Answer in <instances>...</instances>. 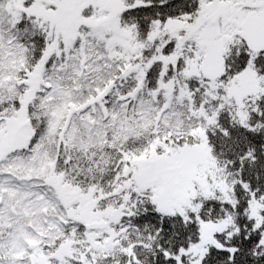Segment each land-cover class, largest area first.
Wrapping results in <instances>:
<instances>
[{
	"label": "snow or ice",
	"instance_id": "snow-or-ice-1",
	"mask_svg": "<svg viewBox=\"0 0 264 264\" xmlns=\"http://www.w3.org/2000/svg\"><path fill=\"white\" fill-rule=\"evenodd\" d=\"M0 264H264V0H0Z\"/></svg>",
	"mask_w": 264,
	"mask_h": 264
}]
</instances>
